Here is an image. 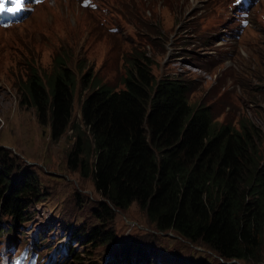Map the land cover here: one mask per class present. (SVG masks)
Wrapping results in <instances>:
<instances>
[{"label": "rangeland", "instance_id": "374dc122", "mask_svg": "<svg viewBox=\"0 0 264 264\" xmlns=\"http://www.w3.org/2000/svg\"><path fill=\"white\" fill-rule=\"evenodd\" d=\"M93 2L83 7L78 0H48L0 27V176L12 186L30 183L39 191L22 195L28 221L12 219L0 208V223L13 224L0 238V255L7 250L6 235L53 264H65L69 246L80 255L78 264H121L126 244L159 245L165 264H264V245L254 260H224L199 241L158 231L136 202L112 208L108 216L92 178L67 165L76 129L51 140L49 124L40 121L26 91L30 68L49 75L55 55L63 54L77 79L72 121L84 129L78 95L91 90L85 76L123 88L137 59L151 63L155 80H191L197 88L190 104L211 106L218 123H253L264 146V0L251 7L247 27L240 26L241 3L235 0ZM38 234L49 243L40 244ZM103 234L113 237L105 242Z\"/></svg>", "mask_w": 264, "mask_h": 264}, {"label": "trees", "instance_id": "16d2710c", "mask_svg": "<svg viewBox=\"0 0 264 264\" xmlns=\"http://www.w3.org/2000/svg\"><path fill=\"white\" fill-rule=\"evenodd\" d=\"M151 71V63L134 59L123 88L85 76L91 90L78 95L84 129L72 121L77 79L63 54L55 55L49 75L31 67L26 91L40 121L49 124L51 140L76 129L67 165L92 178L108 216L112 208L136 202L160 232L173 230L199 241L224 260H254L264 245L261 129L243 121L238 126L218 123L211 106L189 103L197 88L191 80H155ZM38 193L30 183L15 187L0 176V208L12 219L30 220L29 213L23 215L28 204L22 195ZM0 228L2 238L13 224L0 223ZM37 236L40 244L49 243ZM103 236L105 242L113 237ZM158 246L126 244L120 263L165 264L168 259ZM67 255L65 264L80 262L70 246Z\"/></svg>", "mask_w": 264, "mask_h": 264}, {"label": "snow or ice", "instance_id": "6c2138e0", "mask_svg": "<svg viewBox=\"0 0 264 264\" xmlns=\"http://www.w3.org/2000/svg\"><path fill=\"white\" fill-rule=\"evenodd\" d=\"M13 2H16V0H13ZM0 7H2V5H0Z\"/></svg>", "mask_w": 264, "mask_h": 264}]
</instances>
